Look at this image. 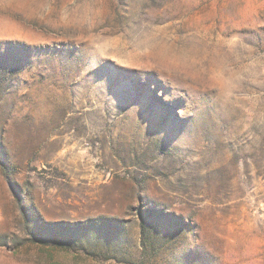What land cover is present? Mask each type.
Wrapping results in <instances>:
<instances>
[{"label": "rangeland", "instance_id": "obj_1", "mask_svg": "<svg viewBox=\"0 0 264 264\" xmlns=\"http://www.w3.org/2000/svg\"><path fill=\"white\" fill-rule=\"evenodd\" d=\"M0 264H264V0H0Z\"/></svg>", "mask_w": 264, "mask_h": 264}]
</instances>
